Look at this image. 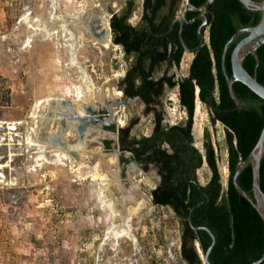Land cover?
Here are the masks:
<instances>
[{"label":"rangeland","instance_id":"374dc122","mask_svg":"<svg viewBox=\"0 0 264 264\" xmlns=\"http://www.w3.org/2000/svg\"><path fill=\"white\" fill-rule=\"evenodd\" d=\"M133 1L132 21L142 0ZM127 2L0 0V264H186L180 258V217L171 207L151 201L155 178L141 172L116 177L125 176L130 162H122L113 150L114 130L80 134L78 122L71 121L64 133L61 124L66 112L82 111L80 102L106 112L108 102L124 98L119 82L133 58L113 42V34L105 46L91 36L88 25L99 8L119 13ZM185 4L182 0L178 15ZM109 20L102 18L107 30ZM75 22L86 31L73 55L64 26ZM193 56L184 52V68ZM180 66L167 69L163 64L156 75L167 69L176 78ZM160 109L169 125L186 120L176 88L166 91ZM115 118L123 121L112 125L118 130L136 120L132 136L149 135L153 128V116L137 101L122 106ZM206 131L226 186L227 129L198 99L193 135L201 151ZM34 143L47 148H33ZM87 146L92 152L84 151ZM71 150L82 161L70 156ZM197 177L202 185L209 181L206 163Z\"/></svg>","mask_w":264,"mask_h":264},{"label":"trees","instance_id":"16d2710c","mask_svg":"<svg viewBox=\"0 0 264 264\" xmlns=\"http://www.w3.org/2000/svg\"><path fill=\"white\" fill-rule=\"evenodd\" d=\"M181 1L143 0L141 20L133 26L128 22L134 8V1L130 0L110 19L113 42L123 47L127 57L133 58L119 82L120 90L129 96L140 95L149 103L153 100L152 94L161 92L166 80L170 87L178 85L180 103L187 111L185 121L171 125L164 122L163 113H155L149 135H131L136 120L121 127L118 148L122 153L130 152L131 157L125 158L122 154L120 160L126 163L135 160L146 171L152 166L157 168L160 182L151 190V197L155 204L171 207L181 219V260L202 264L196 242L205 254L212 238L207 230L197 227L207 226L216 238L209 254L211 264H251L264 251V219L254 204L238 191L233 175L249 156L264 127V99L244 83L235 81L236 96L248 104L242 107L234 101L222 69V53L231 36L242 27L256 25L262 12L246 8L240 0H215L207 11L208 41L202 44L203 39L198 33L202 19L183 25L179 21L173 23ZM188 2L202 6L206 0ZM196 14L190 10L186 16L192 20ZM245 35L241 34L227 51L225 64L230 77L231 52ZM182 39L194 51L189 75L179 82L168 76L155 80L153 73L163 63L180 65L185 52ZM257 55L258 60L248 54L243 65L264 85V44L257 49ZM197 87L199 98L210 109L213 119L222 122L227 129L230 173L226 186L208 132H205L204 151L194 143ZM205 163L211 177L202 185L197 171ZM237 182L254 196L251 165L241 171ZM260 186L264 192V157L260 164Z\"/></svg>","mask_w":264,"mask_h":264},{"label":"water","instance_id":"95a60500","mask_svg":"<svg viewBox=\"0 0 264 264\" xmlns=\"http://www.w3.org/2000/svg\"><path fill=\"white\" fill-rule=\"evenodd\" d=\"M125 2L129 0H124ZM215 0H206L205 4L202 6H195L190 2H187V4L182 8L180 16L176 17L173 20V23L176 21H179L182 25L186 22L194 21V19L189 20L186 16V12L188 10L196 11L199 13V15L203 16V22L199 26L198 33L203 39V43H206L208 40L205 39V32L207 31V27L209 26V19L207 16V11L210 7V5ZM244 6L250 10L254 11H261L262 16L260 21L254 25V26H248V27H242L238 29L231 38L227 41L223 53H222V69L226 76L229 92L231 96L233 97L234 101L240 105V106H246L248 102L240 100L233 89V83L235 81H240L247 85L252 91H254L257 95H259L261 98L264 99V85L260 83L255 75H252L243 65L244 59L248 54H253L256 59L258 60L257 55V49L264 44V0H240ZM100 12H97L95 14L94 18L91 19L88 28L90 29V34L93 38L98 39L99 41L103 42V40L107 39L110 41L112 34L109 31V35L107 36V32L103 29L102 25V8L98 9ZM107 13H109V19L116 13V9L114 8H108L106 10ZM205 30V31H204ZM243 33H246V35L238 41V43L235 45L231 52L230 60H231V69H232V77L229 76L226 68V54L231 46V44ZM183 46L185 48V51L193 53L194 51L189 49L188 46L185 44V42L182 39ZM199 91V87H197ZM196 90V96L199 98V92ZM200 100V98H199ZM133 101H137L139 103H142L140 98H127V99H114L110 102H108L106 106V112H103L100 109L91 108L87 104L79 103L80 107L82 108V111L79 112L75 110V112H66L61 119V124L63 126V131L66 133L69 131V126L71 121L78 122L77 130L80 134H84V131H86L88 128L93 126L94 124L100 123L105 128L107 126H116L118 123V120L115 118L116 113L119 111V109L122 106H126L131 104ZM64 104H67L66 101H64ZM70 106H74V102L69 101L68 103ZM115 138L117 140L119 139V130L116 129V127L113 129ZM88 131V130H87ZM63 133V132H62ZM63 133V134H64ZM117 144L113 147V150L116 152L117 156L120 157L122 154L130 158L131 153L130 152H124L122 153L120 149L118 148ZM68 154L72 157H74L78 161H82V156L78 154L76 151H69ZM264 157V127L260 133V136L253 147L252 151L250 152L249 156L244 160L237 170L235 171L233 175V182L238 189V191L245 196L249 201H251L255 208L259 211V213L262 215L264 219V192L261 189L260 186V164L261 160ZM129 164L128 169L125 172V176L122 173L116 174V177L120 179H124L130 176H133L134 174L141 172L147 175H150L151 178H155L156 185L160 182V175L158 173L157 168L151 167L148 171H146L143 168V165L136 162L135 160H131ZM248 165L252 166L253 169V195L251 196L247 191H245L237 182V177L241 173V171L247 167ZM130 184V183H129ZM134 187V184H131ZM153 204V200H151ZM123 218H127V216H123ZM197 229H205L209 232L212 243L209 246L207 252L203 255V263L204 264H211L209 261V254L214 247L216 238L214 233L207 227V226H201L197 227ZM197 245H199V242H196ZM200 248V247H199ZM201 249V248H200ZM202 259V258H201ZM186 264H188L187 261H185ZM261 262H264V251L260 258L257 260H254L251 264H259Z\"/></svg>","mask_w":264,"mask_h":264},{"label":"flooded vegetation","instance_id":"af4514ba","mask_svg":"<svg viewBox=\"0 0 264 264\" xmlns=\"http://www.w3.org/2000/svg\"><path fill=\"white\" fill-rule=\"evenodd\" d=\"M143 4V3H142ZM187 4V3H186ZM185 4V5H186ZM188 11H190V10H188ZM187 11V12H188ZM186 12V13H187ZM180 14H181V12H180ZM207 14V13H206ZM178 16H180V15H178V13H177V15L175 16V18L176 17H178ZM202 19V22H203V16H201V15H199V13L197 12V14L195 15V17L193 18L194 20H196V19ZM202 22H201V24H202ZM199 29V28H198ZM164 65H166V67H167V69L168 68H171V67H173V66H168V64L167 63H163ZM162 64V65H163ZM162 65H160V66H162ZM159 66V67H160ZM159 67H157L156 68V70L154 71V73H153V75H154V79L155 80H159V79H161L162 77H164V76H168V77H173V79H175V77H174V75H172V74H170L169 73V70H165L163 73H161L159 76H157L156 75V71L158 70V68ZM174 67H175V65H174ZM137 84H139V81H137ZM171 88H175V87H170V85H169V83H168V81H163V83H162V90H161V92L160 93H158V94H152V97H153V100L151 101V102H146L144 99H142V97L140 96V95H134V96H129V95H127V94H125L123 91V99H127V98H136V97H138V98H140V100L142 101V103H143V107H144V113L145 114H150V115H152L153 116V119H154V116H155V113H157V112H161V113H163V110L162 109H160V107L161 106H163V96L165 95V93H166V91L168 90V89H171ZM106 129H108V130H110V129H114V127L111 125V126H107L106 127Z\"/></svg>","mask_w":264,"mask_h":264},{"label":"bare ground","instance_id":"6f19581e","mask_svg":"<svg viewBox=\"0 0 264 264\" xmlns=\"http://www.w3.org/2000/svg\"><path fill=\"white\" fill-rule=\"evenodd\" d=\"M120 2V0H118V3ZM98 12H100V11H98ZM102 14L103 15H101L102 16V18H107V17H109L108 15H110L109 13H107V14H105V13H103L102 12ZM107 22V21H106ZM103 25V24H102ZM64 29H65V32L66 33H69V38H70V40L72 41L71 43H70V48H71V50H73L74 51V53H73V55H75V51L77 50V47L81 44V38H83V36H84V33H85V31H86V28L84 27V26H80L79 25V23H77V22H75V24H74V26H72V24H69V26H64ZM102 30H105L106 32H107V36L109 35V30H107V29H105L104 27H103V29ZM55 33H57V31H55ZM206 39V38H205ZM103 42L105 43V46H108V44H109V40L107 39V37H106V39L105 40H103ZM74 59V58H73ZM187 67H188V65H187ZM198 90V89H197ZM199 92V91H198ZM78 96H80V98H83L84 96V94H83V91H82V88L81 87H79L78 88ZM121 92L120 91H118L117 92V94H120ZM47 101H49V99H47ZM197 103H198V101H197ZM140 107V106H139ZM199 106H197L196 107V110H195V112L196 113H198L199 112V108H198ZM119 123H121V124H123V121L122 120H119L118 121ZM30 142H31V140H30ZM33 143V142H32ZM31 143V144H32ZM33 145V144H32ZM34 148V147H33ZM37 148H39L38 146H37ZM47 148V147H46ZM45 149V148H44ZM56 154L58 155V156H61V155H64L65 156V154H62V153H60V152H56ZM104 177L106 178L107 176H106V174H104ZM132 193V192H131ZM131 195V194H130ZM143 198V196H140L139 197V199H136L135 200V203H139L140 202V200ZM121 230H123V229H121ZM120 230V231H121ZM119 231V232H120Z\"/></svg>","mask_w":264,"mask_h":264},{"label":"crops","instance_id":"0c3cea01","mask_svg":"<svg viewBox=\"0 0 264 264\" xmlns=\"http://www.w3.org/2000/svg\"><path fill=\"white\" fill-rule=\"evenodd\" d=\"M142 3H143V0H142V2H141V5H140V7H139V14L137 15L136 14V12L137 11H135V15H134V17L133 18H135L133 21H132V16L130 15L129 16V18H128V22L131 24V25H133V26H136L139 22H140V20H141V16H142V12H143V5H142ZM125 8V7H124ZM118 13V12H117ZM120 13V12H119ZM56 26V25H55ZM56 28V27H55ZM84 100V99H83ZM84 103V102H83ZM84 104H86V103H84ZM88 129H97L98 130V132L100 131V130H105V128H104V126H102L100 123H97V124H94L93 126H91L90 128H88ZM84 133H87V130L86 131H84ZM100 135V134H99ZM63 136V135H62ZM64 138H65V136H64ZM34 140V139H33ZM36 141V140H35ZM36 143H38L37 141H36ZM40 145H37V144H35L34 143V146L33 147H35L36 148V146H38V147H41V149L42 148H46L47 147V145L46 144H41V143H39ZM36 145V146H35ZM84 145V143L82 142V146ZM85 146V145H84ZM86 150V152L87 153H90V152H92V150L90 149V147H86L85 149H84V151ZM55 152H56V150H55Z\"/></svg>","mask_w":264,"mask_h":264},{"label":"built area","instance_id":"2783aa9c","mask_svg":"<svg viewBox=\"0 0 264 264\" xmlns=\"http://www.w3.org/2000/svg\"><path fill=\"white\" fill-rule=\"evenodd\" d=\"M185 1H186V3L188 2V0H185ZM109 22H110V20H109ZM109 31H110V33L112 34L111 26H110V28H109ZM189 66H190V65H188L187 68H184L183 65H182V62H181L180 73L178 72V73L176 74V78H175V80H176L177 82H179L180 80H182L183 78H185V77H187V76L189 75ZM175 88H176L177 90H179V89H178V85H176ZM184 109H185V108H184ZM185 115H186V119H187V111H186V109H185ZM174 124H177V122L174 123ZM196 245H197V243H196ZM199 247H200V246L197 245V249H198L200 255L202 256V255H203V252H202V250H201Z\"/></svg>","mask_w":264,"mask_h":264}]
</instances>
